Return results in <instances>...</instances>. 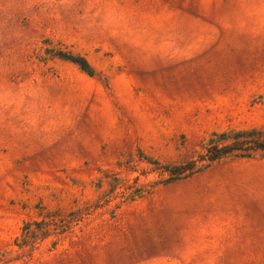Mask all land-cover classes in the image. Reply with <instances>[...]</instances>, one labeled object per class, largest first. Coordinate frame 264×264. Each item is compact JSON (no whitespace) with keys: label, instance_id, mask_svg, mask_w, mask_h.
<instances>
[{"label":"rangeland","instance_id":"rangeland-1","mask_svg":"<svg viewBox=\"0 0 264 264\" xmlns=\"http://www.w3.org/2000/svg\"><path fill=\"white\" fill-rule=\"evenodd\" d=\"M254 128L264 0H0V264H264V158L163 173Z\"/></svg>","mask_w":264,"mask_h":264},{"label":"trees","instance_id":"trees-1","mask_svg":"<svg viewBox=\"0 0 264 264\" xmlns=\"http://www.w3.org/2000/svg\"><path fill=\"white\" fill-rule=\"evenodd\" d=\"M53 58H58L76 65L88 76L94 75L89 62L82 56L71 52L48 51ZM264 158V129L239 130L223 133H213L197 153L181 164L165 166L163 173L167 175L165 182L171 183L186 179L200 173L214 163L223 160ZM25 233H28L27 231Z\"/></svg>","mask_w":264,"mask_h":264}]
</instances>
